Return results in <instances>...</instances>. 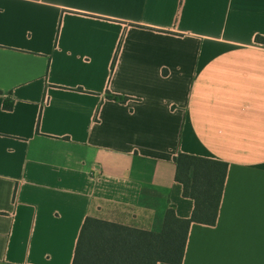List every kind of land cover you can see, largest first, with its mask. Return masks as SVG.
<instances>
[{"label": "crops", "instance_id": "obj_1", "mask_svg": "<svg viewBox=\"0 0 264 264\" xmlns=\"http://www.w3.org/2000/svg\"><path fill=\"white\" fill-rule=\"evenodd\" d=\"M256 36L264 0H0V262L72 264L87 216L152 232L169 205L188 218L183 152L228 167L181 264H264Z\"/></svg>", "mask_w": 264, "mask_h": 264}, {"label": "trees", "instance_id": "obj_2", "mask_svg": "<svg viewBox=\"0 0 264 264\" xmlns=\"http://www.w3.org/2000/svg\"><path fill=\"white\" fill-rule=\"evenodd\" d=\"M255 40L264 43L261 36ZM114 61L115 57L111 68ZM106 97L120 102L126 100L124 96L109 93ZM4 107L10 108L11 103L6 101ZM173 162L174 179L181 184L182 195L193 201L191 215L180 218L169 205L160 232L87 216L76 241L72 264H181L190 224L214 225L216 222L228 165L221 160L183 152L177 153Z\"/></svg>", "mask_w": 264, "mask_h": 264}]
</instances>
